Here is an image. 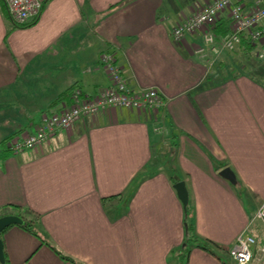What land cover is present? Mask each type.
Masks as SVG:
<instances>
[{"label": "crops", "instance_id": "crops-1", "mask_svg": "<svg viewBox=\"0 0 264 264\" xmlns=\"http://www.w3.org/2000/svg\"><path fill=\"white\" fill-rule=\"evenodd\" d=\"M208 1L46 0L22 27L0 6V207L39 214L36 233L18 224L1 232L8 264H235L228 249L243 230L263 243L264 70L232 73L230 53L217 63L196 54L200 31L171 37ZM220 24L227 30V15ZM106 48L131 88L158 89L159 111L111 107L11 152L10 138L69 103L55 102L62 91L108 85L98 60ZM226 166L235 183L219 174ZM179 180L195 234L215 253L191 245L176 255L185 237Z\"/></svg>", "mask_w": 264, "mask_h": 264}, {"label": "built area", "instance_id": "built-area-1", "mask_svg": "<svg viewBox=\"0 0 264 264\" xmlns=\"http://www.w3.org/2000/svg\"><path fill=\"white\" fill-rule=\"evenodd\" d=\"M2 1L11 21L16 25H23L39 15L46 0ZM252 2V8L245 10L241 0H209L195 13L178 22L171 30V37L179 43L187 36L200 31L202 43L195 47L194 52L202 57L210 54L212 57H209L214 60L222 52L234 50L240 41V34L247 33L250 40L259 47V57L264 58V0ZM224 14L229 20L227 31L224 35L216 37L213 29L217 18ZM98 60L108 75V85L99 88L93 95H84L79 90H74L68 104L62 102L57 108L52 106L41 112L32 128L7 141L6 146L11 152L32 149L58 131L70 128L79 118L95 115L111 107L159 111L163 100L158 89L131 88L114 48L101 51ZM255 217L264 225V202ZM257 246L255 235L245 229L236 236L228 253L235 264H249L254 258ZM261 251H264V243Z\"/></svg>", "mask_w": 264, "mask_h": 264}, {"label": "trees", "instance_id": "trees-1", "mask_svg": "<svg viewBox=\"0 0 264 264\" xmlns=\"http://www.w3.org/2000/svg\"><path fill=\"white\" fill-rule=\"evenodd\" d=\"M0 6L2 7L3 12L10 19L7 8H6V6L2 0H0ZM33 21L28 22V23L23 24V25H16L14 23L13 24L15 26L22 27V26H27L28 24H31ZM226 31L227 30L225 27H221V24L216 25V27L213 29V33L216 37L224 35ZM255 47H256V44L250 40L249 35L247 33H242V34H240V41H239L238 45L236 46L234 53L248 54V53L254 51ZM72 88H73V86H70L69 88L62 91L55 98V102L66 100V99L68 102H70ZM174 181L175 180H173V182ZM190 213H191L190 207H189V205H187V207L185 209V237H184V242L179 248H177L175 250L176 255L181 257L182 259L186 258L188 253H189L191 245H196L200 248H203V249L210 251L211 253H215L214 250H217V247L215 245H213L208 240H203V239H200L196 236L195 231H194L195 230L194 225L189 220ZM7 214H14V215L20 216L22 218V222L18 225L22 226L23 228L27 229L28 231L36 233V226H37L38 221H39V214L37 212H35L34 210L27 208V207L20 206V205H16V204H5V205L0 207V216L1 215H7ZM0 235H1V233H0ZM52 248H54V247L52 246ZM54 250L59 255H61L63 258L69 259L68 257L64 256L62 253H60L57 249L54 248ZM3 251H4V248H3ZM4 256H5V261H4V263H0V264H8V261L6 259V255H5V251H4Z\"/></svg>", "mask_w": 264, "mask_h": 264}, {"label": "rangeland", "instance_id": "rangeland-1", "mask_svg": "<svg viewBox=\"0 0 264 264\" xmlns=\"http://www.w3.org/2000/svg\"><path fill=\"white\" fill-rule=\"evenodd\" d=\"M234 50L224 51L221 54H219L216 57V63H217L219 58L223 57L225 55V53L228 52L231 54V55L230 54L229 55L234 58L232 61L230 60V64L228 63V65L230 67L229 68L230 70L228 69V71H230L232 73L237 72V71H248L249 73L255 74L257 71L256 68L258 66H262V69L264 70V58L259 57V55H258L259 47L258 46L255 47L254 51H252L248 54L237 55V54H234ZM209 56L212 57V55L209 54L206 56V57H208V60L211 59V57H209ZM261 73H262V75H260V77L264 80V71L261 70ZM260 228H261V234L264 235V227L260 226ZM263 243H264V239H263ZM263 243H261L260 245L257 246V249L255 250L254 258L249 264H264V251H261ZM257 244H258V241H257Z\"/></svg>", "mask_w": 264, "mask_h": 264}, {"label": "water", "instance_id": "water-1", "mask_svg": "<svg viewBox=\"0 0 264 264\" xmlns=\"http://www.w3.org/2000/svg\"><path fill=\"white\" fill-rule=\"evenodd\" d=\"M219 174L226 178L228 181L231 183H235V175L232 172V170L229 167H223L220 171ZM176 193L178 195V198L182 202V205L184 209H186L188 205V191L185 186V182L183 180L176 181L173 184ZM22 222V218L18 215L14 214H7L0 216V233L9 225L11 224H20ZM5 261V256H4V251H3V242L0 237V263H4Z\"/></svg>", "mask_w": 264, "mask_h": 264}]
</instances>
